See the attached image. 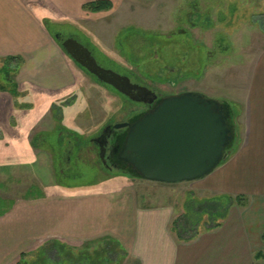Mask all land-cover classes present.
I'll return each mask as SVG.
<instances>
[{
    "label": "rangeland",
    "instance_id": "1",
    "mask_svg": "<svg viewBox=\"0 0 264 264\" xmlns=\"http://www.w3.org/2000/svg\"><path fill=\"white\" fill-rule=\"evenodd\" d=\"M113 2V9L89 14L80 26L65 21L49 24L50 33L54 39L56 31L76 38L92 50L104 68L143 83L157 95L199 91L228 102L232 110L237 108L239 85L252 84L255 67H264V0ZM36 65L24 73L28 83L11 84L10 77L15 76L18 66L0 61V87L15 89V97L32 93L35 97L32 104H17L15 99L20 117L23 109L29 117L15 127L18 141L11 139L20 144L19 161L14 159L16 153L5 154L13 163L0 177V181L9 177L1 183L7 189L1 196L8 205L64 191L110 189L109 180L116 177L144 180L128 170L105 169L96 144L91 142L105 124L124 122L139 111L141 103L128 101L108 84H96L95 77L73 60L58 40L52 44L51 57ZM60 134L63 140H59ZM74 138L81 148L71 147L73 154L66 153L68 141ZM150 186L144 190L137 186L140 203L144 198L143 204L174 207L177 214L171 223L186 216L189 232L205 230L207 216L196 213L194 207L207 195L195 181L167 184L163 189ZM49 239H40L35 247L24 250L28 253L25 258L30 260L44 247L51 262L69 264L62 261L66 251L59 245L66 241L44 243ZM67 248L73 259L81 256L123 264L126 257V251L110 234L69 243Z\"/></svg>",
    "mask_w": 264,
    "mask_h": 264
},
{
    "label": "crops",
    "instance_id": "2",
    "mask_svg": "<svg viewBox=\"0 0 264 264\" xmlns=\"http://www.w3.org/2000/svg\"><path fill=\"white\" fill-rule=\"evenodd\" d=\"M91 1L0 0V60L16 57L10 62L18 66L11 84L28 83L24 73L51 57L57 38L48 25L63 21L82 25L89 14L99 13L83 8ZM239 86L233 109L234 149L212 173L195 181L207 198H243L230 207L221 226L190 241L178 239L171 229L176 208L143 204L144 198L139 202L138 188L163 189L168 183L116 177L109 180L110 189L64 191L8 205L1 196L7 177L0 181V264H17L21 253L43 238H50L44 243L75 244L103 234H110L126 251L123 264H264V67H255L252 84ZM15 99L17 104H32L35 97L34 93L15 97L0 87V177L13 164L6 153H16L19 161L20 144L11 139H18L15 127L29 117L25 109L20 117Z\"/></svg>",
    "mask_w": 264,
    "mask_h": 264
},
{
    "label": "water",
    "instance_id": "3",
    "mask_svg": "<svg viewBox=\"0 0 264 264\" xmlns=\"http://www.w3.org/2000/svg\"><path fill=\"white\" fill-rule=\"evenodd\" d=\"M73 60L130 99L150 109L128 121L112 124L101 137L116 130L113 155L138 177L161 183L196 181L212 173L227 157L235 140L228 102L199 91L158 97L145 86L133 84L126 75L100 66L92 51L74 37L61 43ZM109 130L111 132H109Z\"/></svg>",
    "mask_w": 264,
    "mask_h": 264
},
{
    "label": "trees",
    "instance_id": "4",
    "mask_svg": "<svg viewBox=\"0 0 264 264\" xmlns=\"http://www.w3.org/2000/svg\"><path fill=\"white\" fill-rule=\"evenodd\" d=\"M112 7H113L112 0H93L83 5V8L85 10H88L91 12L108 11ZM15 59L16 57L11 56L7 58H3L2 61L6 63V62H10ZM3 89H5V87ZM11 91L15 93V89H12ZM230 121L234 127V133H235V139H236V130H235L236 122H235L234 112H232ZM235 141L236 140H234L232 145L227 150L228 156L232 153L234 149ZM133 175L137 176L135 174ZM242 199L243 198L241 196H236V197L231 196V195L214 196L211 198H206L203 201L199 202L194 207V210L198 214L200 213V214H204L207 216L205 230H211V229L221 226L223 223V220L226 218L228 214L230 207L235 204H241ZM187 226H188L187 217L180 216L172 222L171 229L176 234L178 239L183 240V241L193 240L202 232V231H196V232L191 233L192 231L189 232ZM262 238L264 239V230H263ZM59 245L62 251H66V257L62 261L64 260L68 261L69 264H106V262H103L101 260H88L87 258L81 257V256L79 258L73 259L70 257L71 251L67 248V244L59 243ZM26 254L28 253L23 252L21 254L17 264H56V263L51 262V259L48 256L49 254L48 250L44 247H40L36 251L35 256L31 258L30 260L25 258ZM96 254H100L99 251H96ZM62 261H60L59 263H61Z\"/></svg>",
    "mask_w": 264,
    "mask_h": 264
},
{
    "label": "flooded vegetation",
    "instance_id": "5",
    "mask_svg": "<svg viewBox=\"0 0 264 264\" xmlns=\"http://www.w3.org/2000/svg\"><path fill=\"white\" fill-rule=\"evenodd\" d=\"M55 36L57 37V39H58V41L59 42H63L67 37H63L62 36V34L60 33V32H55ZM68 37H70V36H68ZM92 51V50H91ZM92 54H93V52H92ZM93 56H94V54H93ZM95 57V56H94ZM96 58V57H95ZM97 60V59H96ZM97 62H98V60H97ZM79 64V63H78ZM98 64L100 65V66H102L103 67V65H101L99 62H98ZM88 74L90 75V76H93V77H95V79L97 80V82H95L96 84H106V83H104V82H101V81H99L98 80V78L95 76V75H93L92 73H90V72H88ZM131 79V78H130ZM131 82L133 83V84H138V85H141V84H143V83H139V82H136V81H133L132 79H131ZM107 86H111V85H107ZM141 86H143V85H141ZM114 88V87H113ZM116 90V89H115ZM117 91V93L118 94H122L123 95V97L125 98V99H127L128 101H131L132 99H130L127 95H125V94H123V93H121V92H119L118 90H116ZM159 98L160 97H162L160 94H159V96H158ZM132 101H134V100H132ZM141 103V106H139L140 108H139V111H137V112H134L133 114H131L130 116H128L127 117V119L125 120V121H128V120H130L131 118H133V117H135V116H137V115H139V114H142V113H144V112H146V111H148L149 109H150V106H148L147 104H145V103H143V102H140ZM112 124H110V123H108V124H105L103 127H102V129H101V131H100V133L96 136V138H93L92 140H91V142H94L95 144H96V149H98V156H99V161L101 162V164H102V166L105 168V169H107V170H113V169H115V168H121L122 166H124V163L123 164H120L119 162H117L116 161V159H115V157H114V155H113V143H114V141H115V137L116 136H118L119 134H123V133H125L124 131H125V129H121V130H116L115 132H112L110 135L108 134V133H106V136H103V137H101L102 136V134L105 132V129L107 128V127H109V126H111ZM109 132H111L110 130H109ZM61 135H63V134H60V139L59 140H63V139H61ZM68 143H70L69 145V147H68V149H67V151H66V153L68 152L69 154L72 152V154H73V150H74V148L75 147H78V149H80L81 148V146H80V148H79V143L75 140V138L73 139V140H69L68 141ZM67 143V144H68ZM71 147H72V149H71ZM66 148H67V146H66ZM69 149H71V150H69ZM77 153V152H76ZM76 155V154H75ZM74 155V156H75ZM72 156V155H71ZM70 156V157H71ZM79 157V156H78ZM124 171V170H123Z\"/></svg>",
    "mask_w": 264,
    "mask_h": 264
}]
</instances>
